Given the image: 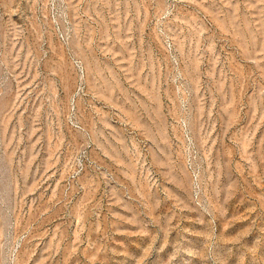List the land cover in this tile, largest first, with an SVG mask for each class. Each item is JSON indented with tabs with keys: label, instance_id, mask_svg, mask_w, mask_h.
<instances>
[{
	"label": "rangeland",
	"instance_id": "1",
	"mask_svg": "<svg viewBox=\"0 0 264 264\" xmlns=\"http://www.w3.org/2000/svg\"><path fill=\"white\" fill-rule=\"evenodd\" d=\"M0 264H264V0H0Z\"/></svg>",
	"mask_w": 264,
	"mask_h": 264
}]
</instances>
